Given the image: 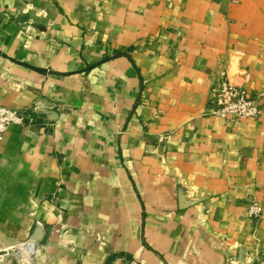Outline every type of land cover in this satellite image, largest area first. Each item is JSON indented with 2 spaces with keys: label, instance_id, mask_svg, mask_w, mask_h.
<instances>
[{
  "label": "crops",
  "instance_id": "obj_1",
  "mask_svg": "<svg viewBox=\"0 0 264 264\" xmlns=\"http://www.w3.org/2000/svg\"><path fill=\"white\" fill-rule=\"evenodd\" d=\"M221 72L256 118L209 113ZM0 104L40 108L0 139V264L264 252V0H0Z\"/></svg>",
  "mask_w": 264,
  "mask_h": 264
},
{
  "label": "built area",
  "instance_id": "obj_2",
  "mask_svg": "<svg viewBox=\"0 0 264 264\" xmlns=\"http://www.w3.org/2000/svg\"><path fill=\"white\" fill-rule=\"evenodd\" d=\"M243 76L232 77L225 72L212 80L207 92V106L209 113L224 119L237 121L242 118L254 119L259 113L258 105L246 91ZM40 108L37 104L27 110H18L0 104V139L10 124L21 125L34 124L39 116ZM247 215L253 221L261 217L262 208L255 199H250L246 207ZM32 242L24 243L19 249V253H26ZM5 252H0V258ZM21 254V255H22ZM254 264H264V253H259L254 259Z\"/></svg>",
  "mask_w": 264,
  "mask_h": 264
},
{
  "label": "rangeland",
  "instance_id": "obj_3",
  "mask_svg": "<svg viewBox=\"0 0 264 264\" xmlns=\"http://www.w3.org/2000/svg\"><path fill=\"white\" fill-rule=\"evenodd\" d=\"M33 11V6L29 5L27 6V10L26 12H32ZM37 15H39L41 18H46L47 17V11L44 8H40L37 9L36 11ZM254 249H246V250H242L241 248L239 249V251L236 254H232V255H228L225 258V262L226 264H253V261L255 259V257L257 256V254L259 253H264L263 251L260 250H256L257 253L255 252V254L253 255V250ZM18 255L15 254V258H17Z\"/></svg>",
  "mask_w": 264,
  "mask_h": 264
}]
</instances>
